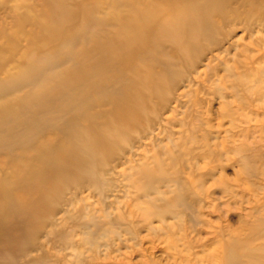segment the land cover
<instances>
[{
	"label": "rangeland",
	"instance_id": "374dc122",
	"mask_svg": "<svg viewBox=\"0 0 264 264\" xmlns=\"http://www.w3.org/2000/svg\"><path fill=\"white\" fill-rule=\"evenodd\" d=\"M0 264H264V0H0Z\"/></svg>",
	"mask_w": 264,
	"mask_h": 264
},
{
	"label": "bare ground",
	"instance_id": "6f19581e",
	"mask_svg": "<svg viewBox=\"0 0 264 264\" xmlns=\"http://www.w3.org/2000/svg\"><path fill=\"white\" fill-rule=\"evenodd\" d=\"M189 27H193V26H195V25H198V26H200V28L201 27H203L204 25L203 24H201V25H199V23L198 22H195V21H191V22H189ZM205 27V26H204ZM204 30V29H203ZM47 155H49L48 157H46V159L48 160V159H50L51 158V156H52V151H49V153H47ZM55 164V163H54ZM57 166V165H56ZM44 172H45V169H41V172L39 173V175H43L44 174ZM18 203H16L15 201L11 204V207H12V209L14 210V211H16L19 207H18ZM23 209V208H22Z\"/></svg>",
	"mask_w": 264,
	"mask_h": 264
}]
</instances>
